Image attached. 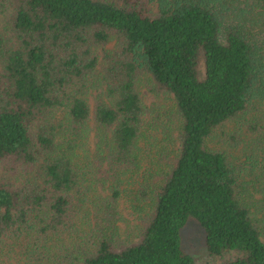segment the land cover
Segmentation results:
<instances>
[{
	"label": "trees",
	"instance_id": "16d2710c",
	"mask_svg": "<svg viewBox=\"0 0 264 264\" xmlns=\"http://www.w3.org/2000/svg\"><path fill=\"white\" fill-rule=\"evenodd\" d=\"M191 220L264 264V0H0V264H196Z\"/></svg>",
	"mask_w": 264,
	"mask_h": 264
},
{
	"label": "rangeland",
	"instance_id": "374dc122",
	"mask_svg": "<svg viewBox=\"0 0 264 264\" xmlns=\"http://www.w3.org/2000/svg\"><path fill=\"white\" fill-rule=\"evenodd\" d=\"M140 88L148 105L159 102H170L169 96L156 95L153 93L152 86L149 84L148 79L147 82L143 81L141 83ZM182 236L184 248L193 256L196 264H228L237 259L235 253H227L222 257L209 256L206 249L204 231L195 220H191L188 223L183 230Z\"/></svg>",
	"mask_w": 264,
	"mask_h": 264
}]
</instances>
